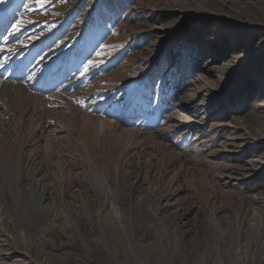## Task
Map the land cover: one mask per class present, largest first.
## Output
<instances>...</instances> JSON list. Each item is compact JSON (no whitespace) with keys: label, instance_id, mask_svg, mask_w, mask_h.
Returning <instances> with one entry per match:
<instances>
[{"label":"rangeland","instance_id":"374dc122","mask_svg":"<svg viewBox=\"0 0 264 264\" xmlns=\"http://www.w3.org/2000/svg\"><path fill=\"white\" fill-rule=\"evenodd\" d=\"M98 1L20 0L0 43L31 70L0 79V264H202L208 228L264 224V0ZM243 84L233 115L223 98Z\"/></svg>","mask_w":264,"mask_h":264},{"label":"bare ground","instance_id":"6f19581e","mask_svg":"<svg viewBox=\"0 0 264 264\" xmlns=\"http://www.w3.org/2000/svg\"><path fill=\"white\" fill-rule=\"evenodd\" d=\"M18 3H20V0H3V2H0V43L1 44H5V43L8 44L9 40L10 42L12 41V39H10L12 37L3 39V35L7 34L8 29H10L9 27L12 24L11 17L14 16L13 11L16 10ZM255 29L259 30V32L262 33L260 34L261 41L259 42V45L257 46L251 45V48L253 47V50L259 49V50L264 51V28H261V29L255 28ZM13 55L14 53L8 56L6 55L2 56L0 58V79L2 83H8V84L16 83V81L21 80L20 78H22L23 76L30 75L29 74L31 71L30 64L24 60L22 61V63L19 64V59L15 60V58L18 57V55L14 59H12L11 57ZM238 64L239 62L236 63V65ZM4 65L9 66L10 68L7 67L6 69H10V70L5 71ZM35 65L36 64H34V68L36 67ZM70 70L71 69H67V72H70ZM47 82L49 83L48 85L51 88L63 83L62 78L55 77V75L43 77L42 80H39V83H47ZM12 86H17L20 89V91L22 89V85L20 83L19 84L17 83V85H12ZM198 93L199 91L197 90V95ZM196 97L197 96H194V98ZM205 103H208V99H206ZM191 105H193L191 107H195L196 103H194L193 101ZM253 136L258 137V138H264V116H261L260 119H258V131L256 133L254 132ZM263 145H264V141L258 147V149H261ZM199 151L200 149L198 148V145L192 146L189 150V152L192 154L199 152ZM261 155H262V158L264 159V153L263 154L261 153ZM40 183L41 182L38 179L35 180V185H40ZM27 199L30 200L28 196H27ZM37 199H38L37 202L39 204L41 200L43 199L42 190L38 192ZM22 201L20 202L18 199H15L14 203L18 206L22 204ZM23 203L25 207L28 205L27 204L28 202L26 200ZM40 214L42 213L40 212ZM257 219H258L257 216L251 215L249 224L245 222H239L238 228H234L233 226L234 230L230 229L229 233L227 231L228 229L226 230L227 232H224L223 230L219 231V228H217V226L215 225L214 226L217 229H215V227L208 228L210 229V230H207L210 232V238L208 236L204 237L205 243L203 245V250L200 253L202 264H264V224L262 225V227L259 228L257 224ZM228 223L229 222H227V224ZM205 234L207 233L205 232ZM242 241H243V245L241 246V251L236 252L235 247L238 246L237 245L238 242H242ZM196 246H198V244ZM176 253H178V251Z\"/></svg>","mask_w":264,"mask_h":264},{"label":"trees","instance_id":"16d2710c","mask_svg":"<svg viewBox=\"0 0 264 264\" xmlns=\"http://www.w3.org/2000/svg\"><path fill=\"white\" fill-rule=\"evenodd\" d=\"M103 1L104 5L102 6L103 8L107 9L106 6H112L113 8H118L120 5L122 4L123 6L127 5V4H133L138 0H99L98 3L100 5V2ZM108 1V3H106ZM114 16H118L119 13H113ZM214 49L217 51V54L220 55V58L222 60H226L227 56H229L230 53V47L227 48L226 44H216L214 45ZM181 53H180V66H181V81L184 82V85H187L189 82V80H187L188 78H191L194 74H196L198 72V67L199 64L197 62V57L195 56L196 54V50L195 48H193L190 44L189 41L186 42H182L181 45ZM168 74V73H167ZM175 72H170L169 76H171L174 79L175 82V88H178L177 86V82H181L179 81L180 77L177 78L178 76L175 75ZM156 75H154L155 77ZM154 77H151V79H153ZM159 79V76L157 75L154 78V81H157ZM238 87V85H237ZM254 93V88H253V84H243L240 85V87L237 89L236 93H228V95H226V97H224V104H225V109L227 111H232L233 115H239L242 114L244 112L245 109H247L249 107V105H247L248 100L250 99L251 96H253Z\"/></svg>","mask_w":264,"mask_h":264},{"label":"snow or ice","instance_id":"6c2138e0","mask_svg":"<svg viewBox=\"0 0 264 264\" xmlns=\"http://www.w3.org/2000/svg\"><path fill=\"white\" fill-rule=\"evenodd\" d=\"M0 2H3V0H0Z\"/></svg>","mask_w":264,"mask_h":264}]
</instances>
